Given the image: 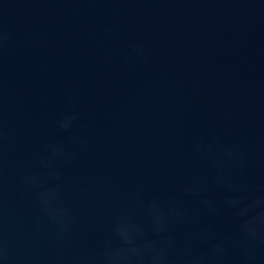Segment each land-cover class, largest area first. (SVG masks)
<instances>
[{"label": "water", "instance_id": "95a60500", "mask_svg": "<svg viewBox=\"0 0 264 264\" xmlns=\"http://www.w3.org/2000/svg\"><path fill=\"white\" fill-rule=\"evenodd\" d=\"M0 264H264V0H0Z\"/></svg>", "mask_w": 264, "mask_h": 264}]
</instances>
